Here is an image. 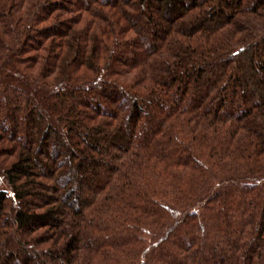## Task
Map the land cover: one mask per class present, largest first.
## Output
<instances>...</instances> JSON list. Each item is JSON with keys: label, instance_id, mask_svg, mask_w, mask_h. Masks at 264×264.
Instances as JSON below:
<instances>
[{"label": "trees", "instance_id": "obj_1", "mask_svg": "<svg viewBox=\"0 0 264 264\" xmlns=\"http://www.w3.org/2000/svg\"><path fill=\"white\" fill-rule=\"evenodd\" d=\"M0 106V264H264V0H0Z\"/></svg>", "mask_w": 264, "mask_h": 264}, {"label": "rangeland", "instance_id": "obj_2", "mask_svg": "<svg viewBox=\"0 0 264 264\" xmlns=\"http://www.w3.org/2000/svg\"><path fill=\"white\" fill-rule=\"evenodd\" d=\"M12 103H15V100H11ZM125 103V100L122 101L121 105H123ZM229 105V104H228ZM1 108V106H0ZM3 119V117H0V121ZM69 161V157L68 156H63L62 159L60 160V162L62 163H67Z\"/></svg>", "mask_w": 264, "mask_h": 264}]
</instances>
